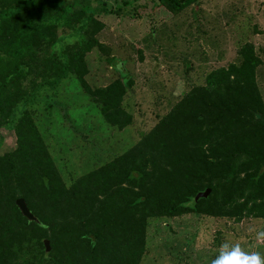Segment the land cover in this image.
<instances>
[{
	"label": "trees",
	"instance_id": "trees-1",
	"mask_svg": "<svg viewBox=\"0 0 264 264\" xmlns=\"http://www.w3.org/2000/svg\"><path fill=\"white\" fill-rule=\"evenodd\" d=\"M159 1L177 13L198 0ZM90 2L0 0V117L15 136V148L0 154V264H21L33 245L52 264H139L149 218L264 219L261 60L250 43L239 48L238 64L211 70L132 147L64 183L27 109L40 87L73 77L106 124L122 129L132 121L121 106L128 74L121 69L97 88L85 81V56L101 46ZM31 73L40 81L26 93ZM19 197L37 221L21 215Z\"/></svg>",
	"mask_w": 264,
	"mask_h": 264
},
{
	"label": "rangeland",
	"instance_id": "rangeland-1",
	"mask_svg": "<svg viewBox=\"0 0 264 264\" xmlns=\"http://www.w3.org/2000/svg\"><path fill=\"white\" fill-rule=\"evenodd\" d=\"M90 5L102 23L96 35L101 46L85 56V81L97 88L120 78L121 69L128 74L131 86L121 106L132 121L122 129L106 124L73 77L40 87L27 109L67 186L132 147L191 87L204 85L211 70L238 64L246 43L261 60L255 79L264 103V0H198L177 13L159 0H91ZM39 81L36 73L27 75L24 91ZM14 148V133L0 117V154ZM260 230L264 219L252 216L152 217L139 264H211L225 243L264 256V239L256 237ZM39 256L33 245L21 264H52Z\"/></svg>",
	"mask_w": 264,
	"mask_h": 264
},
{
	"label": "clouds",
	"instance_id": "clouds-1",
	"mask_svg": "<svg viewBox=\"0 0 264 264\" xmlns=\"http://www.w3.org/2000/svg\"><path fill=\"white\" fill-rule=\"evenodd\" d=\"M256 237L264 239V230L257 231ZM211 264H264V256L259 252L246 253L238 244L230 246L225 243Z\"/></svg>",
	"mask_w": 264,
	"mask_h": 264
},
{
	"label": "water",
	"instance_id": "water-1",
	"mask_svg": "<svg viewBox=\"0 0 264 264\" xmlns=\"http://www.w3.org/2000/svg\"><path fill=\"white\" fill-rule=\"evenodd\" d=\"M209 193V189H206L202 192H198L195 196V200L199 197H206ZM15 205L17 206L18 210L20 211L21 215L24 216L29 221H37L35 216L30 212L28 209L26 202L23 198L19 197L15 200ZM43 245L45 248V253L50 251V242L49 240L45 239L43 241Z\"/></svg>",
	"mask_w": 264,
	"mask_h": 264
}]
</instances>
